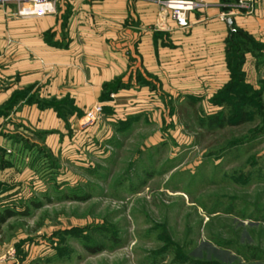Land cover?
<instances>
[{"label":"rangeland","instance_id":"374dc122","mask_svg":"<svg viewBox=\"0 0 264 264\" xmlns=\"http://www.w3.org/2000/svg\"><path fill=\"white\" fill-rule=\"evenodd\" d=\"M256 77L241 124L208 121L239 109L213 102L228 81L98 103L97 124L81 128L94 105L54 147L19 129L2 150L1 109L0 215H16L0 225V264H264V68Z\"/></svg>","mask_w":264,"mask_h":264},{"label":"crops","instance_id":"0c3cea01","mask_svg":"<svg viewBox=\"0 0 264 264\" xmlns=\"http://www.w3.org/2000/svg\"><path fill=\"white\" fill-rule=\"evenodd\" d=\"M201 1L186 27L159 0H57L43 16H18L0 3L2 150L15 149L19 129L46 133L51 147L89 108L122 107L136 89L168 87L173 98L184 86H223L230 79L228 18L263 45L259 55L247 52L243 64L246 79L257 80L264 68V0ZM115 83L125 88L107 100L106 87ZM35 260L26 255L21 264Z\"/></svg>","mask_w":264,"mask_h":264},{"label":"trees","instance_id":"16d2710c","mask_svg":"<svg viewBox=\"0 0 264 264\" xmlns=\"http://www.w3.org/2000/svg\"><path fill=\"white\" fill-rule=\"evenodd\" d=\"M262 44L257 43L250 35L241 31L240 29H235L229 38V49L227 54V63L230 70V79L221 88L219 94L214 97L213 102L220 99L221 103L229 104L236 103L239 105V109L231 117L226 115H212L208 117V121L211 126H223L226 123L230 124H241L249 120L248 113L246 109L249 105H255L248 95L251 94L252 87L246 82V73L243 70V64L245 62L246 53L252 51L253 53L259 55ZM257 51H259L257 53ZM106 88L110 90L119 89V84H110ZM244 88V89H242ZM38 208V205H35ZM26 216L27 212L19 213ZM16 213L11 211H5L0 215V225L3 224L8 218L15 216ZM46 263H49L47 259Z\"/></svg>","mask_w":264,"mask_h":264},{"label":"built area","instance_id":"2783aa9c","mask_svg":"<svg viewBox=\"0 0 264 264\" xmlns=\"http://www.w3.org/2000/svg\"><path fill=\"white\" fill-rule=\"evenodd\" d=\"M18 5V13L24 16H43L55 11L57 0H14ZM164 8L171 10L173 18L181 27L189 24L188 14L202 6L201 0H161ZM224 18V17H223ZM104 108L97 104L90 109L82 121L81 128L87 130L97 124L103 115ZM3 260V259H2Z\"/></svg>","mask_w":264,"mask_h":264},{"label":"water","instance_id":"95a60500","mask_svg":"<svg viewBox=\"0 0 264 264\" xmlns=\"http://www.w3.org/2000/svg\"><path fill=\"white\" fill-rule=\"evenodd\" d=\"M227 22H228L229 27L231 28V30L234 31L233 20L231 18H228Z\"/></svg>","mask_w":264,"mask_h":264}]
</instances>
